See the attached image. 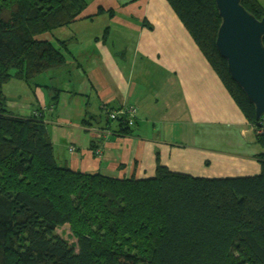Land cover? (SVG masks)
<instances>
[{
    "label": "trees",
    "instance_id": "1",
    "mask_svg": "<svg viewBox=\"0 0 264 264\" xmlns=\"http://www.w3.org/2000/svg\"><path fill=\"white\" fill-rule=\"evenodd\" d=\"M168 1L255 127L260 172L203 177L159 164L151 176L120 178L60 162L44 114L14 112L3 85H38L41 74L81 66L67 61L66 41L38 36L79 20L87 1L0 0V264H264V131L255 106L217 50L216 1ZM242 4L264 17L259 0ZM117 121L115 133H132L128 119Z\"/></svg>",
    "mask_w": 264,
    "mask_h": 264
},
{
    "label": "crops",
    "instance_id": "2",
    "mask_svg": "<svg viewBox=\"0 0 264 264\" xmlns=\"http://www.w3.org/2000/svg\"><path fill=\"white\" fill-rule=\"evenodd\" d=\"M86 1L79 20L53 31L81 66L55 83L54 72L44 76L47 91L61 90L55 101L39 83V107L19 109L72 129L55 147L60 162L120 178L151 176L159 164L203 177L260 172L255 127L168 0ZM128 107L135 122L124 136L109 112Z\"/></svg>",
    "mask_w": 264,
    "mask_h": 264
},
{
    "label": "water",
    "instance_id": "3",
    "mask_svg": "<svg viewBox=\"0 0 264 264\" xmlns=\"http://www.w3.org/2000/svg\"><path fill=\"white\" fill-rule=\"evenodd\" d=\"M221 17L216 38L231 78L255 106L256 125L264 121V17L258 19L242 0H215Z\"/></svg>",
    "mask_w": 264,
    "mask_h": 264
},
{
    "label": "rangeland",
    "instance_id": "4",
    "mask_svg": "<svg viewBox=\"0 0 264 264\" xmlns=\"http://www.w3.org/2000/svg\"><path fill=\"white\" fill-rule=\"evenodd\" d=\"M53 31L54 30L46 32L44 34H40L38 37L42 38V39H48V40L56 43L58 47L62 46L61 41L55 39ZM63 50H64V52L66 54V49H63ZM67 61H72V60H70L68 58V56H67ZM66 66L69 67L68 65H66ZM66 66H64V68ZM52 72H54L56 74V76L51 79V80L54 81V83H55V78H60V77H65L66 76V73H60V72H56V71H52ZM43 74H45V73H43ZM44 76L45 75L41 74L38 77L39 80L37 78L36 81L37 82L40 81L39 83H40V85H42L41 87H43V91L47 93L46 94V102L49 103L50 100L54 99V98H52V95L55 92L52 89L47 91L48 88H47V86H45V82H44L45 77ZM36 86L37 85H35V84L30 85V84H28L25 81L20 80V79H11L9 82H7V83H5L3 85L4 92H5L6 96L10 99V101H11V103L13 105L11 107V109L14 112L20 113L19 109H20V104L21 103H25V104L30 103V105H32V107L35 106L34 108L39 107L38 98H37L38 94H37V91H36ZM114 110H117V109H114ZM114 110H111V111H114ZM105 121H106V118H105ZM111 122L114 123V122H116V120H112ZM48 127H49V130L51 131L50 134L52 133L53 140L55 142L54 146L56 147V150H57L58 147L61 146V144H62V146H64V142H62L63 138L71 137V135H72V133H71L72 129L70 127H68V126L67 127H57L56 126L55 128H52L49 125ZM56 130H58V131L56 132ZM74 149L76 150L75 146H74ZM58 232L59 233L63 232L65 237H66V234H68V235L71 234L70 229H69L68 226H65L64 228H62V230H59ZM71 241H74V239L72 238Z\"/></svg>",
    "mask_w": 264,
    "mask_h": 264
},
{
    "label": "built area",
    "instance_id": "5",
    "mask_svg": "<svg viewBox=\"0 0 264 264\" xmlns=\"http://www.w3.org/2000/svg\"><path fill=\"white\" fill-rule=\"evenodd\" d=\"M135 114H136V108L134 107H128V108H120L114 111L109 112V118L113 120H117L118 118H126L129 120L130 125L134 124L135 122ZM264 128L260 130V132H263ZM69 149L71 151H74V146H70Z\"/></svg>",
    "mask_w": 264,
    "mask_h": 264
},
{
    "label": "clouds",
    "instance_id": "6",
    "mask_svg": "<svg viewBox=\"0 0 264 264\" xmlns=\"http://www.w3.org/2000/svg\"><path fill=\"white\" fill-rule=\"evenodd\" d=\"M264 121V120H263ZM264 127V125L262 126V127H260V128H263Z\"/></svg>",
    "mask_w": 264,
    "mask_h": 264
}]
</instances>
